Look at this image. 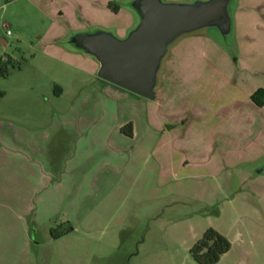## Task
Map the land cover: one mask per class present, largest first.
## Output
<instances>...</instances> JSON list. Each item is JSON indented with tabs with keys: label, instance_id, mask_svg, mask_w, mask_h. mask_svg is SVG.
I'll return each mask as SVG.
<instances>
[{
	"label": "rangeland",
	"instance_id": "rangeland-1",
	"mask_svg": "<svg viewBox=\"0 0 264 264\" xmlns=\"http://www.w3.org/2000/svg\"><path fill=\"white\" fill-rule=\"evenodd\" d=\"M128 2L0 0V264H198L208 228L230 243L215 264H264V0L171 43L155 100L69 47L125 37Z\"/></svg>",
	"mask_w": 264,
	"mask_h": 264
},
{
	"label": "water",
	"instance_id": "water-1",
	"mask_svg": "<svg viewBox=\"0 0 264 264\" xmlns=\"http://www.w3.org/2000/svg\"><path fill=\"white\" fill-rule=\"evenodd\" d=\"M231 0H133L139 22L124 38L96 30L71 35L68 43L93 56L97 77L148 100L156 99L158 72L168 47L178 37L213 28L225 38L231 31Z\"/></svg>",
	"mask_w": 264,
	"mask_h": 264
},
{
	"label": "trees",
	"instance_id": "trees-1",
	"mask_svg": "<svg viewBox=\"0 0 264 264\" xmlns=\"http://www.w3.org/2000/svg\"><path fill=\"white\" fill-rule=\"evenodd\" d=\"M109 8L113 11H117V7L109 4ZM9 62V58L8 61ZM0 75H7V68L5 64H2L0 61ZM263 101H257L256 103L262 104ZM127 135L131 136V124L129 123ZM71 230V227L63 231H56L51 229V236L53 238H59L68 231ZM230 248V243L225 236L214 230L213 228H208L201 238H199L193 246L190 248V255L195 262L198 264H215L220 257L225 254Z\"/></svg>",
	"mask_w": 264,
	"mask_h": 264
},
{
	"label": "crops",
	"instance_id": "crops-1",
	"mask_svg": "<svg viewBox=\"0 0 264 264\" xmlns=\"http://www.w3.org/2000/svg\"><path fill=\"white\" fill-rule=\"evenodd\" d=\"M133 0H129V2H128V5L131 7V2H132ZM176 1H184V2H191V1H193V0H176ZM233 0H231L230 1V3H229V6H230V4H231V2H232ZM132 8V7H131ZM133 9V8H132ZM230 13V12H229ZM134 17V16H133ZM230 17H231V14H230ZM134 25V23H131L130 25H128V27H126L125 29H124V34H125V32H129V30H131V28H132V26ZM231 27H232V20H231ZM115 35V34H114ZM116 36V35H115ZM122 38H124V37H122ZM189 43V42H188ZM0 44H1V46H2V48H4V47H6L7 45H8V42L6 41V39H4L3 37H1L0 38ZM71 49H73V47L70 45L69 46ZM169 51V50H168ZM169 53V52H168ZM170 54V53H169ZM166 55H168V54H166ZM172 55H173V52H172ZM6 56V55H5ZM8 57V56H7ZM9 58V57H8ZM162 66V65H161ZM171 68V67H170ZM157 86H158V84H157ZM157 96V95H156ZM131 124V133L134 135V124L133 123H130ZM132 129H133V131H132ZM131 134V135H132ZM6 208H8V209H10V207H6ZM17 221L21 224V230H22V232L23 233H25V226H24V223H23V221H22V219H21V217H18L17 218ZM2 222H4V220L2 221ZM22 222V223H21ZM8 223V222H7ZM207 230V229H206ZM198 240V239H197ZM196 240V241H197ZM195 241V242H196ZM194 242V243H195ZM193 246V245H192ZM191 246V247H192Z\"/></svg>",
	"mask_w": 264,
	"mask_h": 264
},
{
	"label": "built area",
	"instance_id": "built-area-1",
	"mask_svg": "<svg viewBox=\"0 0 264 264\" xmlns=\"http://www.w3.org/2000/svg\"><path fill=\"white\" fill-rule=\"evenodd\" d=\"M3 27L7 29L8 28V24L7 23H3ZM7 33H9V30H7ZM0 61L3 62V63L7 62L8 61V57L7 56H3L2 58H0Z\"/></svg>",
	"mask_w": 264,
	"mask_h": 264
}]
</instances>
